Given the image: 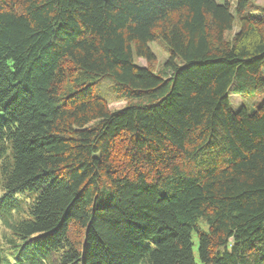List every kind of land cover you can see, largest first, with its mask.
Masks as SVG:
<instances>
[{"label":"trees","instance_id":"obj_1","mask_svg":"<svg viewBox=\"0 0 264 264\" xmlns=\"http://www.w3.org/2000/svg\"><path fill=\"white\" fill-rule=\"evenodd\" d=\"M253 1L0 0V264H264Z\"/></svg>","mask_w":264,"mask_h":264},{"label":"rangeland","instance_id":"obj_2","mask_svg":"<svg viewBox=\"0 0 264 264\" xmlns=\"http://www.w3.org/2000/svg\"><path fill=\"white\" fill-rule=\"evenodd\" d=\"M218 3H222V0H216ZM247 12L252 14H258V15H264V1L263 0H254L250 7H248ZM149 50L153 51V54L155 55L156 61L154 68L156 69L160 64L163 63L167 59V53L164 49V44L161 41L151 43L149 45ZM143 59H138L137 63L139 66H145L146 63ZM102 85V84H101ZM101 85L99 87H101ZM228 103L231 111H235L239 109L240 107L244 106L248 109L254 106V104H259L264 101V92L263 93H257L253 94L252 96H246L242 94H235L231 93L229 94ZM124 102H117L109 105V108L111 109H120L123 107ZM194 255L196 256V244L194 243Z\"/></svg>","mask_w":264,"mask_h":264}]
</instances>
